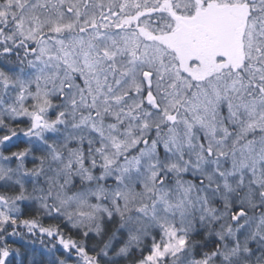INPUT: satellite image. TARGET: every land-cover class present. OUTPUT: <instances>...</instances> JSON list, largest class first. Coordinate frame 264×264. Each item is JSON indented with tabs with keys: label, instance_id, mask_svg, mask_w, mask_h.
Returning a JSON list of instances; mask_svg holds the SVG:
<instances>
[{
	"label": "snow or ice",
	"instance_id": "snow-or-ice-1",
	"mask_svg": "<svg viewBox=\"0 0 264 264\" xmlns=\"http://www.w3.org/2000/svg\"><path fill=\"white\" fill-rule=\"evenodd\" d=\"M0 264H264V0H0Z\"/></svg>",
	"mask_w": 264,
	"mask_h": 264
}]
</instances>
